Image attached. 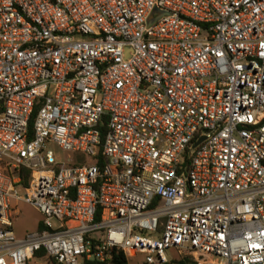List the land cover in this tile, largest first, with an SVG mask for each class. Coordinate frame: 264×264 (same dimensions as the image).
<instances>
[{
  "label": "built area",
  "instance_id": "1",
  "mask_svg": "<svg viewBox=\"0 0 264 264\" xmlns=\"http://www.w3.org/2000/svg\"><path fill=\"white\" fill-rule=\"evenodd\" d=\"M116 250L264 264V0H0V264Z\"/></svg>",
  "mask_w": 264,
  "mask_h": 264
},
{
  "label": "rangeland",
  "instance_id": "2",
  "mask_svg": "<svg viewBox=\"0 0 264 264\" xmlns=\"http://www.w3.org/2000/svg\"><path fill=\"white\" fill-rule=\"evenodd\" d=\"M48 149L53 151L57 157V160L61 163H65L68 159L81 158V156L73 154L72 152H66L61 150L57 145H49ZM22 196L25 195V192L20 190ZM21 215L19 219L15 222V231L18 237H23L26 233L32 232L36 229V225L41 220L42 216L37 212L32 206L28 204H21L20 206ZM173 252H169V255L172 256ZM145 255H130L128 256V262L130 264H144ZM30 264H55L49 258H35Z\"/></svg>",
  "mask_w": 264,
  "mask_h": 264
},
{
  "label": "trees",
  "instance_id": "3",
  "mask_svg": "<svg viewBox=\"0 0 264 264\" xmlns=\"http://www.w3.org/2000/svg\"><path fill=\"white\" fill-rule=\"evenodd\" d=\"M37 115V111L34 112V115L32 117V120L30 122V138H32V131H33V125H34V119ZM81 160V158H78ZM19 175L21 176V185L23 187H27L29 185V181L31 178V172L25 168H19ZM42 229V226L40 227V230ZM45 255L44 252H40L37 257L42 258V256ZM53 261V260H52ZM55 264H57L55 261H53ZM188 260L181 262L180 264H187ZM84 264H99L95 261H86ZM109 264H128L127 257L121 252L120 250H116L113 252V258L109 262Z\"/></svg>",
  "mask_w": 264,
  "mask_h": 264
},
{
  "label": "crops",
  "instance_id": "4",
  "mask_svg": "<svg viewBox=\"0 0 264 264\" xmlns=\"http://www.w3.org/2000/svg\"><path fill=\"white\" fill-rule=\"evenodd\" d=\"M20 206L21 205H19V211H20V213H21V210H20ZM21 215V214H20ZM19 219V218H18ZM17 221V220H16ZM41 221H42V218H41V220L38 222V224L36 225V229L34 230V231H32V232H35V231H37V230H40V227L42 226V223H41ZM14 227H15V224H14ZM15 230V229H14ZM16 232V231H15ZM28 233H31V232H28ZM28 233H26L24 236H26ZM23 236V237H24Z\"/></svg>",
  "mask_w": 264,
  "mask_h": 264
},
{
  "label": "water",
  "instance_id": "5",
  "mask_svg": "<svg viewBox=\"0 0 264 264\" xmlns=\"http://www.w3.org/2000/svg\"><path fill=\"white\" fill-rule=\"evenodd\" d=\"M203 140H204V139L202 138V139L196 144V146L199 145Z\"/></svg>",
  "mask_w": 264,
  "mask_h": 264
}]
</instances>
